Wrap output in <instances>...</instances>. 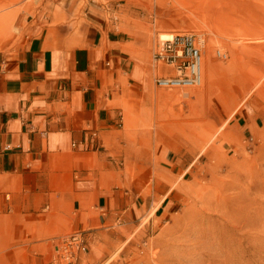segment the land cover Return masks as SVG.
Segmentation results:
<instances>
[{
	"label": "rangeland",
	"instance_id": "374dc122",
	"mask_svg": "<svg viewBox=\"0 0 264 264\" xmlns=\"http://www.w3.org/2000/svg\"><path fill=\"white\" fill-rule=\"evenodd\" d=\"M42 2L0 0V50L24 39L27 25L17 15L35 16ZM89 3L102 7L125 50L151 74L144 87L124 79L118 88L117 143L106 144L102 181L136 220L84 224L87 233L102 229L84 239L100 254L95 264H264V0H78L75 14ZM188 31L205 38L210 70L201 67L196 86H156V43ZM242 103L260 122L238 140L228 120ZM168 147L182 169L159 162ZM167 190L174 208L150 227ZM38 212L7 230L0 223V264H50L58 241L81 231L65 205Z\"/></svg>",
	"mask_w": 264,
	"mask_h": 264
},
{
	"label": "crops",
	"instance_id": "0c3cea01",
	"mask_svg": "<svg viewBox=\"0 0 264 264\" xmlns=\"http://www.w3.org/2000/svg\"><path fill=\"white\" fill-rule=\"evenodd\" d=\"M77 5L78 0H43L35 16L18 14L16 22L27 25L24 39L0 50L3 230L38 215L50 203L75 211L73 222L85 241L102 230L92 228L87 233L82 230L85 223L107 224L121 217L136 220L135 211H127L124 201L104 193L102 170L107 166L106 144L117 143L114 132L121 111L115 100L121 82L126 79L144 87L151 74L125 50L124 40L107 23L101 6L89 3L76 15ZM60 16L65 19L59 20ZM259 122L247 103L228 120L238 140L251 135ZM173 152L172 148L160 151L159 162L182 169L183 159ZM169 193L152 212L150 227L174 208ZM141 215L139 211L138 218ZM99 255L85 243L78 264H83L84 256L87 264H95Z\"/></svg>",
	"mask_w": 264,
	"mask_h": 264
},
{
	"label": "built area",
	"instance_id": "2783aa9c",
	"mask_svg": "<svg viewBox=\"0 0 264 264\" xmlns=\"http://www.w3.org/2000/svg\"><path fill=\"white\" fill-rule=\"evenodd\" d=\"M204 48L205 38L190 31L176 32L168 39H159L151 58L157 70L154 84L165 88L199 85ZM216 56L224 59L226 53L216 50ZM83 245L82 231L66 234L54 246L50 264H74Z\"/></svg>",
	"mask_w": 264,
	"mask_h": 264
},
{
	"label": "bare ground",
	"instance_id": "6f19581e",
	"mask_svg": "<svg viewBox=\"0 0 264 264\" xmlns=\"http://www.w3.org/2000/svg\"><path fill=\"white\" fill-rule=\"evenodd\" d=\"M167 34H165V35H162V37H161V39H168V38H170V36L171 35H169V36H167ZM202 63H203V67H202V70L205 72V67H204V65L206 66V68H208V70H210V63H207V64H204V61L202 60ZM201 79H202V76H201ZM201 83V82H200Z\"/></svg>",
	"mask_w": 264,
	"mask_h": 264
}]
</instances>
